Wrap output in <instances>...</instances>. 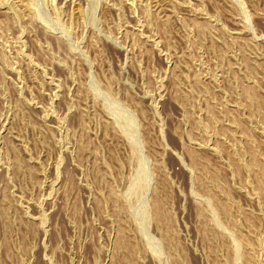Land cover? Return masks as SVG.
<instances>
[{
  "label": "rangeland",
  "instance_id": "1",
  "mask_svg": "<svg viewBox=\"0 0 264 264\" xmlns=\"http://www.w3.org/2000/svg\"><path fill=\"white\" fill-rule=\"evenodd\" d=\"M0 264H264V0H0Z\"/></svg>",
  "mask_w": 264,
  "mask_h": 264
}]
</instances>
